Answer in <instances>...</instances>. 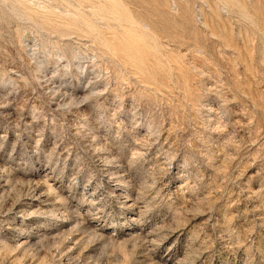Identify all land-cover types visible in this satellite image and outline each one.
<instances>
[{
	"label": "rangeland",
	"instance_id": "374dc122",
	"mask_svg": "<svg viewBox=\"0 0 264 264\" xmlns=\"http://www.w3.org/2000/svg\"><path fill=\"white\" fill-rule=\"evenodd\" d=\"M0 264H264V0H0Z\"/></svg>",
	"mask_w": 264,
	"mask_h": 264
}]
</instances>
